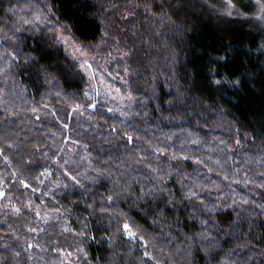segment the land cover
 I'll use <instances>...</instances> for the list:
<instances>
[{
	"label": "trees",
	"instance_id": "1",
	"mask_svg": "<svg viewBox=\"0 0 264 264\" xmlns=\"http://www.w3.org/2000/svg\"><path fill=\"white\" fill-rule=\"evenodd\" d=\"M61 248L264 264V0H0V264Z\"/></svg>",
	"mask_w": 264,
	"mask_h": 264
},
{
	"label": "rangeland",
	"instance_id": "2",
	"mask_svg": "<svg viewBox=\"0 0 264 264\" xmlns=\"http://www.w3.org/2000/svg\"><path fill=\"white\" fill-rule=\"evenodd\" d=\"M60 40L63 42L65 48L67 49L68 53L72 58L77 60L80 64L81 69L84 73L88 76L89 80L94 84V82L97 80H101L100 83L106 84V92L109 94L112 99L116 100L118 102V105L120 108L127 109L130 105V102L132 101V98L130 97L129 93L127 91H124L122 88L118 86L117 83H108L107 80L110 77H113L112 74L108 71L106 67V62H110L115 60L116 58H113V54H108L109 56H102V55H93L91 51L87 50L80 44L76 43L71 36L65 33V31H60L59 34ZM102 45V44H101ZM112 54V55H111ZM98 58V64L100 66L98 67V70L96 67H94L93 61ZM101 69V70H100ZM111 79V78H110ZM116 82V81H115ZM123 109V110H125ZM56 255L60 259H55V263L57 264H78L77 262H80L82 254L78 251H70L67 248H61L56 252ZM54 263V264H55Z\"/></svg>",
	"mask_w": 264,
	"mask_h": 264
},
{
	"label": "snow or ice",
	"instance_id": "3",
	"mask_svg": "<svg viewBox=\"0 0 264 264\" xmlns=\"http://www.w3.org/2000/svg\"><path fill=\"white\" fill-rule=\"evenodd\" d=\"M231 3H232V0H229V4H230V5H231ZM233 6H234V5H233ZM230 14H231V13H229V15H230ZM26 23H27V21H26ZM216 83H219V81H216ZM93 107H94V105H93ZM128 139L131 140V137H129ZM109 199H111V197H109ZM123 229H124L125 233L127 234V236L129 237V239H140V240H143V237H138L137 234H136L135 232L131 231V226H130L129 224L125 223V224L123 225ZM145 243H146V242H145ZM145 255L147 256L148 253L145 252Z\"/></svg>",
	"mask_w": 264,
	"mask_h": 264
}]
</instances>
